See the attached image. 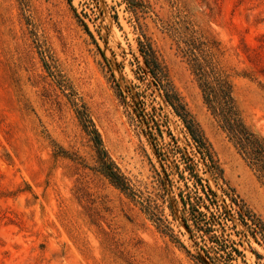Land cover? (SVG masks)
Segmentation results:
<instances>
[{
  "label": "rangeland",
  "instance_id": "374dc122",
  "mask_svg": "<svg viewBox=\"0 0 264 264\" xmlns=\"http://www.w3.org/2000/svg\"><path fill=\"white\" fill-rule=\"evenodd\" d=\"M191 37L208 43L242 121L264 138V0H0V264H212L182 220L181 196H193L182 157L224 197L153 86L138 40L264 223V184L205 107L182 54ZM72 102L133 200L98 172ZM233 223L225 233L243 255L234 263L264 264V246Z\"/></svg>",
  "mask_w": 264,
  "mask_h": 264
},
{
  "label": "trees",
  "instance_id": "16d2710c",
  "mask_svg": "<svg viewBox=\"0 0 264 264\" xmlns=\"http://www.w3.org/2000/svg\"><path fill=\"white\" fill-rule=\"evenodd\" d=\"M183 43L182 54L186 58L205 107L224 131L237 153L264 184V138L252 132L242 121L233 98L229 78L213 64L208 53V43L193 37ZM138 47L153 86L159 92L165 105L180 120L196 154L204 165L205 173L209 174L224 197L223 204H219L216 193L207 184L202 183L201 178L194 172L193 166L182 157L183 168L180 171V178L189 180L193 189V196L190 193L181 196L184 226L190 233H200L199 239L203 241L201 249L204 258L210 263L236 264L234 262L238 258H243V255L233 246L234 242L228 239L229 235L225 233L226 223L230 222L231 227L235 229L233 221H237L245 228L247 235L263 246L264 223L248 209L224 179L223 171L214 159L213 152L201 129L175 93L165 66L158 60L150 44L145 40H138ZM73 105L76 107L75 114L81 129L88 137L96 154L99 164L98 172L112 186L133 200L136 194L128 180L110 160L86 109L74 103ZM156 129L161 135L158 128ZM184 173L187 174L186 178L183 176ZM225 200H228L227 206ZM189 220L191 224H188ZM208 243L211 246H207ZM196 259L202 264L199 256Z\"/></svg>",
  "mask_w": 264,
  "mask_h": 264
}]
</instances>
